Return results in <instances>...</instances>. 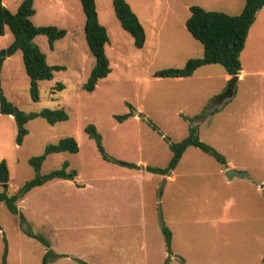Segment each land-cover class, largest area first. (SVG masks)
Returning <instances> with one entry per match:
<instances>
[{"label":"rangeland","instance_id":"rangeland-1","mask_svg":"<svg viewBox=\"0 0 264 264\" xmlns=\"http://www.w3.org/2000/svg\"><path fill=\"white\" fill-rule=\"evenodd\" d=\"M2 1L15 12L22 0ZM95 1L109 36L105 52L111 72L94 91L82 86L93 58L79 0H34L35 25L67 32L52 45L43 35L35 38L47 62L64 67L38 83V101L30 98L21 52L3 57L1 89L8 100L25 112L61 108L69 115L55 124L42 117L27 122L28 133L18 145L13 117L0 113V161L9 168L8 194H17L33 177L28 159L48 144L73 136L79 150L49 154L40 169L47 173L66 161L67 170L77 171L73 180L53 179L19 193L18 214L0 202V264L4 241L6 264H41L47 247L27 236L23 224L59 255L47 264H80L74 258L88 264H264L263 41V57L256 60L248 42L241 53L243 75L233 83L219 64L201 66L185 78L154 76L202 56V44L185 26L191 5L237 15L244 0H126L145 29L142 48L121 27L112 0ZM12 39L6 28L0 56ZM59 83L64 88L55 90ZM228 90L231 97L223 95ZM199 114L204 117L191 122ZM122 115L128 116L119 120ZM88 124L95 125L106 153L125 165L102 158L84 131ZM194 124L200 139L226 163L190 146L168 175L145 170L168 163L171 150L164 137L177 142ZM228 168L248 176L229 178ZM161 222L172 233L171 255Z\"/></svg>","mask_w":264,"mask_h":264},{"label":"trees","instance_id":"trees-1","mask_svg":"<svg viewBox=\"0 0 264 264\" xmlns=\"http://www.w3.org/2000/svg\"><path fill=\"white\" fill-rule=\"evenodd\" d=\"M85 16L84 37L90 55L93 58V64L89 71L83 89L92 92L96 88L98 80L106 77L111 72L109 58L105 52V45L109 43L107 29L99 21L97 6L95 0H79ZM113 10L121 27L128 32L134 42V46L142 48L146 41L145 29L140 22L137 14L132 10L126 0H112ZM264 6V0H244L242 10L237 15H229L224 12L206 10L199 5L189 7L190 15L185 21V26L190 35L200 42L203 46L201 57L189 58L183 68H164L154 72L155 77L162 78H185L192 76L201 66L219 64L225 72L231 77L230 81L236 82V76L240 73L241 52L245 48V42L249 28L256 18V13ZM36 10L34 0H22L17 11L11 12L0 0V35H4L8 28L13 36L12 42L3 49L4 55L11 56L17 51L21 52L25 72L29 78V93L32 101L39 100L38 83L40 81L51 80L56 71L64 69L62 65L49 64L45 53L35 42V38L43 35L52 45L55 41L63 39L67 32L64 28L55 25H35L33 16ZM1 52V51H0ZM4 55L0 56V113L10 115L16 123V144L23 143L25 135L28 133L26 123L42 117L50 124L66 121L69 118L64 109L44 108L39 112H25L19 109L13 102L7 99L1 89V70ZM64 85L59 83L54 89L62 90ZM232 91L228 90L223 95L232 96ZM221 95L214 97L219 98ZM128 115L118 116L123 120ZM203 114L193 116L191 122H197L203 118ZM153 129L158 127L151 124ZM84 131L90 138L95 140L96 147L102 158L107 161L125 165V162L109 156L104 150L101 143V135L94 124H88ZM166 139L171 150V156L164 167L149 166L145 170L154 174L168 175L174 170L181 160L184 152L190 146H194L203 152L213 156L219 163H226L225 158L212 146L202 141L197 132V124L190 126L188 134L177 142ZM79 150L78 143L73 136L61 138L55 144H48L44 151L28 159L29 165L34 171L31 179L27 180L19 189L17 194H8L9 168L7 162L3 159L0 161V202H3L7 210L12 214H18L19 210L16 205L18 194H26L35 187L41 186L53 179L73 180L77 176L75 169L67 170L69 163L64 161L58 169H53L47 173H41V165L49 154L68 151L77 153ZM25 224L22 225L23 232L42 243L47 247L41 264H47L48 260L59 256L50 248V243L42 236L32 233ZM161 232L164 235L165 246L168 255H171L172 233L166 225L160 223ZM4 241V252L1 264H6L7 247ZM169 258V256H168ZM80 264H88L79 258H74Z\"/></svg>","mask_w":264,"mask_h":264},{"label":"crops","instance_id":"crops-1","mask_svg":"<svg viewBox=\"0 0 264 264\" xmlns=\"http://www.w3.org/2000/svg\"><path fill=\"white\" fill-rule=\"evenodd\" d=\"M263 10H264V6L256 13L255 21L253 22V24L249 28V31H248V34H247V38H246V42H245V49H246V47L248 45V42L252 43V49L255 52V60L256 59H260V58L263 57L259 53L260 46L262 45V41H263V44H264V19L262 18L264 13H260V12H264ZM253 32H254V36H253V38L251 40ZM240 59H241V56H240ZM226 75L229 76L228 74H226ZM242 75H243V70L241 69L240 73L236 76V78H238V77L240 78Z\"/></svg>","mask_w":264,"mask_h":264},{"label":"water","instance_id":"water-1","mask_svg":"<svg viewBox=\"0 0 264 264\" xmlns=\"http://www.w3.org/2000/svg\"><path fill=\"white\" fill-rule=\"evenodd\" d=\"M4 54L5 53L3 52V55ZM130 166L133 167V168H136V169H139L140 168V166H137V165H130ZM226 174H227V176L229 178H231L232 176H238V177H241V178L248 176L247 173L242 172V171L235 170L233 168H228L227 171H226ZM20 194H21V192H20Z\"/></svg>","mask_w":264,"mask_h":264}]
</instances>
